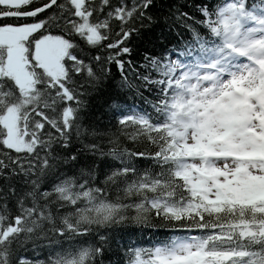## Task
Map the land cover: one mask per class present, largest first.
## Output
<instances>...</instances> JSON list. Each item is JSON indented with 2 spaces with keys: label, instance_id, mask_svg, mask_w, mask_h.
Returning <instances> with one entry per match:
<instances>
[{
  "label": "snow or ice",
  "instance_id": "snow-or-ice-1",
  "mask_svg": "<svg viewBox=\"0 0 264 264\" xmlns=\"http://www.w3.org/2000/svg\"><path fill=\"white\" fill-rule=\"evenodd\" d=\"M0 264H264V0H0Z\"/></svg>",
  "mask_w": 264,
  "mask_h": 264
}]
</instances>
